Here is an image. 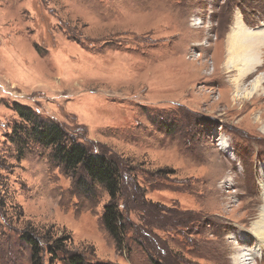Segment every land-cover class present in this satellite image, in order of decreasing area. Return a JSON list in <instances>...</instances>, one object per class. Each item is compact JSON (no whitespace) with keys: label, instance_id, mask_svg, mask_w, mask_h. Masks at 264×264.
Masks as SVG:
<instances>
[{"label":"rangeland","instance_id":"1","mask_svg":"<svg viewBox=\"0 0 264 264\" xmlns=\"http://www.w3.org/2000/svg\"><path fill=\"white\" fill-rule=\"evenodd\" d=\"M238 24L264 31V0H0V264H32L29 237L46 264H236L257 248L264 64L227 67ZM15 103L117 165L124 239L102 185L33 142Z\"/></svg>","mask_w":264,"mask_h":264},{"label":"trees","instance_id":"2","mask_svg":"<svg viewBox=\"0 0 264 264\" xmlns=\"http://www.w3.org/2000/svg\"><path fill=\"white\" fill-rule=\"evenodd\" d=\"M12 109L23 122L31 124L30 139L40 146L52 147L53 159L66 171L78 172L84 187L88 186L92 191L93 187L102 185L110 197V202L104 209L105 228L114 240L124 239L128 227L118 204L123 180L120 179L117 165L105 156L93 154L83 144L68 138L67 132L59 123L39 118L31 108L15 103ZM28 243L32 246V264H46L39 242L29 237ZM66 260V264H86L85 257L81 254L67 255Z\"/></svg>","mask_w":264,"mask_h":264},{"label":"bare ground","instance_id":"3","mask_svg":"<svg viewBox=\"0 0 264 264\" xmlns=\"http://www.w3.org/2000/svg\"><path fill=\"white\" fill-rule=\"evenodd\" d=\"M240 26L238 24L237 28H238V31L239 32L233 33V35H232V39L233 40H231V43H232L233 46H235V49H236V47L238 49L234 50L235 53L233 55H232V51L233 50H230L229 51V52H231V60L228 61L227 67L230 66L231 64H232V66H234L233 63H238V62L240 63V62H242V60L244 58V52H246V50H247L246 47H248V46H254V47H256L257 45L258 46H260V45L263 46L264 45V31L251 34L250 32H247L244 29H242ZM256 38H260V40H262L263 42L257 40ZM239 53L240 54L242 53V54L240 55ZM233 59H235L236 62L233 61ZM253 60H255V59H253ZM248 64H249V62H248ZM248 64H247V66H248ZM251 64L252 63H250L249 66H251ZM243 67H244V65H243ZM242 70H243V68H242ZM261 75L262 76L261 77H258L256 79L257 81L255 80L256 82L253 84V87H254L253 90L254 91L257 90L258 85L264 80V74H261ZM254 91H250L248 93V95L251 96L252 94H254ZM242 94H244V93H242ZM238 95L241 96V93H239ZM263 130H264V128H263ZM262 186H264V185H262ZM263 201H264V192H263ZM250 232L257 239V242H258L257 243V246H256L257 248H255L253 251H246V253H242V254H239L238 256H236L235 257L236 264H256V258H257L256 255L260 254L261 251L264 250V206L261 208V210H260V212L258 214L257 219L251 225ZM263 254H264V252H263Z\"/></svg>","mask_w":264,"mask_h":264},{"label":"crops","instance_id":"4","mask_svg":"<svg viewBox=\"0 0 264 264\" xmlns=\"http://www.w3.org/2000/svg\"><path fill=\"white\" fill-rule=\"evenodd\" d=\"M242 29H244L243 27H241ZM233 29H234V31H233ZM245 30V29H244ZM245 31H247V30H245ZM235 32H239L238 31V28L237 27H232V30H231V32L230 33H228V35H227V45H226V53H227V57H228V61H230L231 60V52H229L230 50H233L232 51V55L235 53V51L234 50H236V49H238L237 47H236V49H235V46H233L232 45V43H231V40H233L232 39V35H233V33H235ZM247 32H250L249 30L247 31ZM251 34H253V33H258V32H250ZM257 40H259V41H261V42H263L262 40H260V38H256ZM247 48V50H246V52H245V55H244V58H243V60H242V62H238V63H233V65L234 66H232V64L230 65V66H228L230 69H231V67L236 71V72H239V74H241V75H239L240 76V78H243V77H246V78H248L250 75H253V72L254 73H257L258 72V70L260 69V68H262L263 67V64H264V45L263 46H256V47H254V46H248V47H246ZM249 48V49H248ZM248 55V56H247ZM253 56V57H252ZM249 57V58H248ZM255 57V58H254ZM248 58V59H247ZM253 59H255V60H253ZM253 60V61H252ZM228 61H227V63H228ZM248 62H249V64H248ZM250 63H252L251 64V66H249L250 65ZM242 64V65H241ZM247 64H248V66H247ZM236 65V66H235ZM243 65H244V67H243ZM253 65V66H252ZM237 67V68H236ZM242 68H243V70H242ZM251 68V69H250ZM238 70V71H237ZM249 70V71H248ZM252 72V73H251ZM250 73V74H249ZM244 90V89H243ZM242 92V91H241ZM244 92V91H243ZM242 94V93H241Z\"/></svg>","mask_w":264,"mask_h":264}]
</instances>
